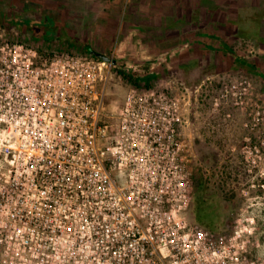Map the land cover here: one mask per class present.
<instances>
[{
    "label": "built area",
    "instance_id": "2783aa9c",
    "mask_svg": "<svg viewBox=\"0 0 264 264\" xmlns=\"http://www.w3.org/2000/svg\"><path fill=\"white\" fill-rule=\"evenodd\" d=\"M2 52L0 219L8 222L0 234H15L16 257L247 264L234 239L187 219L181 98L132 86L116 124L105 109L111 58L60 55L39 65L23 45Z\"/></svg>",
    "mask_w": 264,
    "mask_h": 264
},
{
    "label": "rangeland",
    "instance_id": "374dc122",
    "mask_svg": "<svg viewBox=\"0 0 264 264\" xmlns=\"http://www.w3.org/2000/svg\"><path fill=\"white\" fill-rule=\"evenodd\" d=\"M36 4L50 17L43 34L17 18L41 15ZM16 45L36 51L39 65L111 58L105 109L116 124L135 86L121 72L181 98L187 219L234 239L247 264H264V0H0V56ZM12 235L0 234V264H38L15 256Z\"/></svg>",
    "mask_w": 264,
    "mask_h": 264
},
{
    "label": "trees",
    "instance_id": "16d2710c",
    "mask_svg": "<svg viewBox=\"0 0 264 264\" xmlns=\"http://www.w3.org/2000/svg\"><path fill=\"white\" fill-rule=\"evenodd\" d=\"M31 2V1H30ZM33 3H28V6L30 7ZM36 9L39 11V14L41 15H31L27 13V11H24L23 16H18L17 18L22 20V22H26L29 26H31L34 29V33L36 34H43L46 33L47 28L50 25V17L45 16L42 13V7L39 4H36ZM91 53L94 54L93 51ZM121 74L124 76V78L129 81L130 83L134 84L135 86L141 87L144 83V85H148V80L143 79L135 74L129 73V72H121Z\"/></svg>",
    "mask_w": 264,
    "mask_h": 264
},
{
    "label": "water",
    "instance_id": "95a60500",
    "mask_svg": "<svg viewBox=\"0 0 264 264\" xmlns=\"http://www.w3.org/2000/svg\"><path fill=\"white\" fill-rule=\"evenodd\" d=\"M99 57L104 58V59H106V60L109 59L108 57H106V56H102V55H99Z\"/></svg>",
    "mask_w": 264,
    "mask_h": 264
}]
</instances>
